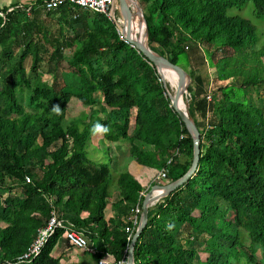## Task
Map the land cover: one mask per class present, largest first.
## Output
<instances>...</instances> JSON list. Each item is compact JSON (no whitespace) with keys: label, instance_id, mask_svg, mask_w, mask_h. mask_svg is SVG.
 Instances as JSON below:
<instances>
[{"label":"trees","instance_id":"obj_1","mask_svg":"<svg viewBox=\"0 0 264 264\" xmlns=\"http://www.w3.org/2000/svg\"><path fill=\"white\" fill-rule=\"evenodd\" d=\"M138 1L148 44L189 67L188 112L200 132V160L186 184L149 208L134 261L262 264L255 252L264 249V106L240 99L235 90L264 84V31L229 10L250 2L261 18L264 0ZM40 4L14 0L0 7L6 13L0 43H7L2 54L8 59L0 65V191H21L0 195V264L27 250L52 211L93 242L95 261L108 257L116 263L127 255L137 227L131 218L146 187L126 168L114 173L110 190V169L91 163L85 149L95 125L108 129L100 131L108 142L127 140L137 165L151 173L166 167L168 181L190 167L192 137L156 67L122 38L114 21L79 7L45 11ZM131 30L139 32L136 17ZM8 47L19 51L13 60ZM206 63L233 86L220 89L217 106L206 97ZM18 89L28 91L24 100ZM72 97L90 108V117L65 125ZM95 106L103 117L94 114ZM63 232L56 229L40 255L21 264H59L54 249ZM192 238L204 248L196 249Z\"/></svg>","mask_w":264,"mask_h":264},{"label":"rangeland","instance_id":"obj_2","mask_svg":"<svg viewBox=\"0 0 264 264\" xmlns=\"http://www.w3.org/2000/svg\"><path fill=\"white\" fill-rule=\"evenodd\" d=\"M12 1L14 0H0V7L8 6ZM16 1H21V0H16ZM118 4V10H117V17L119 19H123L122 17V10ZM230 14H240L241 16L250 19L257 27L258 31H264V16L261 18H256L254 16V13L252 11V5L250 2H247L244 7L241 9L238 8H232L229 10ZM58 15L56 13H51L50 17L51 19H56ZM46 18V16H44ZM120 22V21H119ZM119 30L122 31V25L119 24ZM139 30V29H138ZM141 36V39L143 37V31H136L135 36ZM7 43L1 44L0 43V65L3 61H7V57H5L3 53V49H7ZM8 49L12 50V54L10 56V59L13 60L17 55H19L18 49H12L11 47H8ZM198 55L195 54L192 57L193 63L197 62ZM32 61V57L28 56L26 59L25 65L29 66ZM181 65H184L182 63ZM201 72L203 76L205 77L206 81V87H205V93L209 92L211 94V101L212 104L217 106L219 102L223 100L222 93L220 89L224 88H231L233 87L231 85L230 79H226L223 77H220L218 74L217 69L213 66L212 63H206L203 67H201ZM186 71L189 72V67L185 66ZM42 77L47 80L49 79V75L46 74L44 71L40 72ZM158 75L160 76L161 80L163 81L160 71L158 72ZM164 82V81H163ZM165 83V82H164ZM193 81L191 78V82L189 84L192 85ZM75 89V88H72ZM165 90L166 93L170 95L169 88L167 84L165 83ZM236 95L239 96L240 99H246L254 104L257 105H262L264 106V84L259 85L258 87H247L244 90H240L237 94V91L235 90ZM17 94L19 96L20 100H24V98L27 96L28 91L26 89L20 91L19 89L17 90ZM192 96L193 93L190 92L187 89V93L185 94V100L188 103V109L190 107V104L192 102ZM235 96V95H234ZM98 106H95L94 109H97L95 111V115H99L100 117H103V114L99 112ZM216 108V107H215ZM90 108L87 106L83 105L76 97H72L71 100L68 103V111L66 115V120H65V125L72 124V123H79L83 120H87L88 117H90ZM190 116V115H189ZM191 117V116H190ZM193 119V117H191ZM100 124V123H98ZM101 125V124H100ZM81 127V124H80ZM131 132H133V128L131 127ZM129 147L130 144L127 140H120L118 142H108L100 133V131L94 130L92 131L89 140L87 141L85 145V149L87 152V157L88 159L91 160V163L98 165V164H103L107 166L110 169L111 176H110V190L112 192L115 191V172L123 171L127 168V162L128 159L130 158V153H129ZM142 169H145V167H141ZM156 170H158L156 168ZM139 171V170H138ZM137 171V173H138ZM136 172V171H135ZM157 172V171H155ZM155 172L150 174L149 176L147 175L146 179L143 178V180L148 181L147 185H149V188L154 185L153 182L156 180ZM144 172H142L143 174ZM157 175V173H156ZM161 184H164V182H168V179L162 180ZM148 188V189H149ZM16 195V194H21L20 189L14 188L10 191H0V195L6 196V195ZM162 201V198L158 200L156 203H159ZM153 206V205H152ZM109 208H107V211ZM141 212V211H140ZM193 239V238H192ZM192 243L196 249H202L204 248V242L201 240H192ZM58 249V248H57ZM256 259L264 264V249L262 248H257L255 252ZM61 260L59 264H95L94 259L91 256H88L85 252L77 249V248H71L67 249L66 252H63L62 255L60 256ZM90 257V258H88ZM238 264H248L245 260H242Z\"/></svg>","mask_w":264,"mask_h":264},{"label":"water","instance_id":"obj_3","mask_svg":"<svg viewBox=\"0 0 264 264\" xmlns=\"http://www.w3.org/2000/svg\"><path fill=\"white\" fill-rule=\"evenodd\" d=\"M119 6L122 10V17H123V24H122V31L120 34L123 39L129 42L132 46L136 47L138 51H140L153 65L156 67L157 71L162 69L172 68L178 74V87L175 91L174 96H170L172 107L180 116L181 120L185 124L189 134L192 137L193 141V155L191 165L188 170L179 178L168 181L164 184L156 183L152 185L144 194L142 203H141V212L139 216V222L137 224L135 233L133 234L128 250H127V264H135L134 261V252H135V245L139 239L140 234L142 233L144 227L146 226L147 219H148V211L149 208L155 204L161 198L173 193L182 185L186 184L190 178H192L199 166L200 160V132L198 127L196 126L194 120L189 116L188 113L184 112L179 107V98L183 92L187 91L189 84L191 82V76L188 71H186L182 66L171 62L167 57L157 53L156 51L145 47L136 39H132L128 37L126 33L127 26L132 18L131 10L128 6L127 0H117ZM135 7L137 12L140 14L141 21L144 23L145 28V36L147 37L148 29L146 25V21L144 18L142 7L138 0H134ZM119 25V24H118ZM163 79V78H162ZM164 81V80H163ZM155 190H159V193H154Z\"/></svg>","mask_w":264,"mask_h":264},{"label":"built area","instance_id":"obj_4","mask_svg":"<svg viewBox=\"0 0 264 264\" xmlns=\"http://www.w3.org/2000/svg\"><path fill=\"white\" fill-rule=\"evenodd\" d=\"M38 0H28V4L37 3ZM41 8L45 11H54L59 8L61 5H67L70 8H81L92 10L95 12L104 13L109 19L114 21L119 29V18L117 17L118 4L117 0H40ZM27 13H31V7H28ZM0 17L5 21L6 13H3L0 10ZM120 31V30H119ZM208 100H211V94L208 92L206 95ZM171 159L167 161V165ZM168 169L166 167L158 170L156 179L158 180H166L167 179ZM26 181H29L30 178L28 176L25 177ZM146 192L143 193V196ZM154 205V204H153ZM140 206L139 203L135 206L134 214L132 216V223L137 225L139 222V214H140ZM62 227L64 229L63 237L75 248L88 253L95 254L97 249L93 245V242L85 235V233L81 230L74 228L73 224L70 222H63L61 218H59L58 214L55 211L51 212L50 218L46 222L45 225L38 228L31 244L27 248L25 252L17 256L13 260H5L2 264H21L33 261L37 258L42 250L44 249L46 243L49 238L55 233V230ZM127 255L125 258L114 263L108 257H102L96 261L95 264H127ZM136 264V263H135Z\"/></svg>","mask_w":264,"mask_h":264},{"label":"bare ground","instance_id":"obj_5","mask_svg":"<svg viewBox=\"0 0 264 264\" xmlns=\"http://www.w3.org/2000/svg\"><path fill=\"white\" fill-rule=\"evenodd\" d=\"M128 2V6L131 10L132 13V18L127 26L126 29V33L128 35V37L132 38V39H136L137 41H139L142 45H144L145 47H148L150 49H152V47L148 44L147 41V37L145 36V28H144V23L141 21L140 18V14L137 12L136 7H135V3L134 0H127ZM137 18V26L138 29L140 31H143V37L142 39L137 38L134 34L133 31L131 30V26L132 23H135V17ZM120 25L123 24L122 19L119 20ZM153 50V49H152ZM160 71V75L163 77L164 82L167 84L169 91H170V96H174L175 91L178 87V74L177 72L172 69V68H168V69H162L159 70ZM187 93V91L183 92L182 95L179 98V107L186 113L189 114L188 112V103L185 100V94ZM159 190H155L154 193H159Z\"/></svg>","mask_w":264,"mask_h":264},{"label":"crops","instance_id":"obj_6","mask_svg":"<svg viewBox=\"0 0 264 264\" xmlns=\"http://www.w3.org/2000/svg\"><path fill=\"white\" fill-rule=\"evenodd\" d=\"M203 75V74H202ZM206 80V79H205ZM207 81V80H206ZM127 168L141 181V183L146 187L144 192H146L149 188V185H147L148 181L143 180V178L146 179L147 175L149 176L151 173V170H147L140 168L139 165H137L133 160H131V157L128 159L127 162ZM139 170V171H138ZM136 171V172H135ZM138 171V173H137ZM158 171V170H156ZM142 172H144L142 174ZM109 211H107V215H112V211L109 208ZM58 248V249H57ZM74 248L63 236L59 239L58 244L56 245L55 249H54V253L57 256H61L63 252H66L67 249H71ZM88 256H91V254L86 253ZM92 257V256H91ZM90 258V257H88ZM94 262L96 263V261L94 260ZM86 264V263H85Z\"/></svg>","mask_w":264,"mask_h":264},{"label":"clouds","instance_id":"obj_7","mask_svg":"<svg viewBox=\"0 0 264 264\" xmlns=\"http://www.w3.org/2000/svg\"><path fill=\"white\" fill-rule=\"evenodd\" d=\"M54 111H56L57 113H59V111H60L59 107H55L54 108ZM95 130H97V131H104V132H107L108 131V129L106 127H104V126H102L100 124H96L95 125Z\"/></svg>","mask_w":264,"mask_h":264}]
</instances>
